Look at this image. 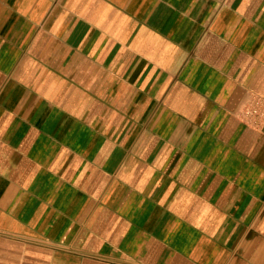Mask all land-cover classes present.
Here are the masks:
<instances>
[{"label":"crops","instance_id":"1","mask_svg":"<svg viewBox=\"0 0 264 264\" xmlns=\"http://www.w3.org/2000/svg\"><path fill=\"white\" fill-rule=\"evenodd\" d=\"M0 264H264V0H0Z\"/></svg>","mask_w":264,"mask_h":264},{"label":"built area","instance_id":"2","mask_svg":"<svg viewBox=\"0 0 264 264\" xmlns=\"http://www.w3.org/2000/svg\"><path fill=\"white\" fill-rule=\"evenodd\" d=\"M246 113L247 114H250V115H258V114H262L261 111L258 110L257 107L253 106L249 109L246 110Z\"/></svg>","mask_w":264,"mask_h":264}]
</instances>
